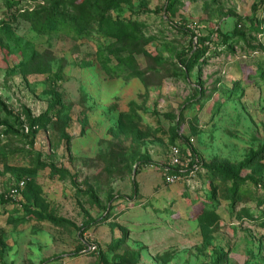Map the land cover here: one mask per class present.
Segmentation results:
<instances>
[{"label": "rangeland", "instance_id": "1", "mask_svg": "<svg viewBox=\"0 0 264 264\" xmlns=\"http://www.w3.org/2000/svg\"><path fill=\"white\" fill-rule=\"evenodd\" d=\"M53 2L0 0V264H264V0Z\"/></svg>", "mask_w": 264, "mask_h": 264}, {"label": "trees", "instance_id": "2", "mask_svg": "<svg viewBox=\"0 0 264 264\" xmlns=\"http://www.w3.org/2000/svg\"><path fill=\"white\" fill-rule=\"evenodd\" d=\"M53 1H54L53 2L54 3L53 4V6H54L53 18L54 19L52 18L53 22H61L62 21V19L64 18L62 16V14H63V12H65L64 11L65 8L68 9V10H66V12H68L69 14H71L72 17H74L75 22H76V24H75L76 28H77V24L82 22V20L80 21V19H77L78 18L77 15L81 14L82 12H84V14H85V12H89L91 14V16H95L94 18L97 19L96 21L93 17L92 18L95 22L98 23L99 28L101 27L103 20L105 18L107 19V16H105L103 14V12H101V9L104 8L102 0H85L86 6H84V8H77V7L74 8V6L72 5V3L70 1L66 2V4L64 6H62L61 2L58 3V1H61V0H58V1L53 0ZM120 3H121V0H120ZM112 5H111V7H108V9L114 8L115 5L117 8L118 0H113ZM61 8H63V10ZM77 21H79V22H77ZM49 22H50V20H49ZM183 32L186 33L187 35H191V37L194 38V34H192L190 31L183 30ZM200 56L201 55L194 54L193 51L191 50L189 55H187L186 58L181 59L182 66L184 67V69L186 70L187 73L192 71L194 64L196 63V61H198ZM52 110H53V106H50L44 113H42L40 115L39 119H41L42 117H49V114ZM177 145H179V144H175L174 146H177ZM199 160H200V158H199ZM200 162H201V160H200ZM151 165L153 166L154 163L147 158H143V159L139 160V164L137 165V169L135 171V176H137L139 174V172H141V169L143 167H148ZM200 166H201V168H206V166H204L203 162H201ZM208 169H211L212 171H214V173H218L227 179L234 180V183L242 181V179L240 177L242 165H237L234 168H232L228 164H222V165H219L217 167H208ZM132 186H133L134 195H137L138 194V183H137L136 179L135 180L133 179ZM7 201L8 200L2 198L0 200V204L6 203Z\"/></svg>", "mask_w": 264, "mask_h": 264}, {"label": "built area", "instance_id": "3", "mask_svg": "<svg viewBox=\"0 0 264 264\" xmlns=\"http://www.w3.org/2000/svg\"><path fill=\"white\" fill-rule=\"evenodd\" d=\"M201 162L194 154L191 147L182 145L172 146L168 163L164 168V179L167 184L178 182L189 183L198 179L201 170ZM25 187V182H21L17 189L12 191L11 196L14 200L20 195V190ZM95 246H89V251H95Z\"/></svg>", "mask_w": 264, "mask_h": 264}]
</instances>
